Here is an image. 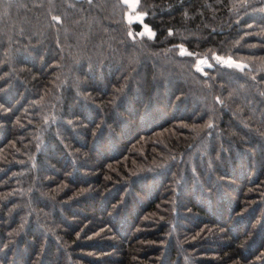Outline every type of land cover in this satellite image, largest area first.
Segmentation results:
<instances>
[{
    "label": "trees",
    "instance_id": "obj_1",
    "mask_svg": "<svg viewBox=\"0 0 264 264\" xmlns=\"http://www.w3.org/2000/svg\"><path fill=\"white\" fill-rule=\"evenodd\" d=\"M135 13L0 0V264H264V0Z\"/></svg>",
    "mask_w": 264,
    "mask_h": 264
},
{
    "label": "snow or ice",
    "instance_id": "obj_2",
    "mask_svg": "<svg viewBox=\"0 0 264 264\" xmlns=\"http://www.w3.org/2000/svg\"><path fill=\"white\" fill-rule=\"evenodd\" d=\"M123 2H124V4L128 5L133 10L137 9L139 6V0H123ZM143 15L144 14H140V15L133 17L132 14H129L128 15L129 24L132 23L133 19L142 20ZM53 19L59 20L60 18L59 17H53ZM148 33H149V35H154V33H152L150 29H148ZM128 35L132 36L133 33L129 32ZM141 35H143V33H141ZM216 58H217V60L222 61L223 63L227 64L230 67L234 66V67L239 68L241 70H243V68H244V65L232 60L230 57L227 59H224L223 57L217 56ZM200 70L202 71V69H200Z\"/></svg>",
    "mask_w": 264,
    "mask_h": 264
},
{
    "label": "rangeland",
    "instance_id": "obj_3",
    "mask_svg": "<svg viewBox=\"0 0 264 264\" xmlns=\"http://www.w3.org/2000/svg\"><path fill=\"white\" fill-rule=\"evenodd\" d=\"M130 8V7H129ZM130 11L133 13V14H136L135 13V10H133V9H131L130 8ZM223 64H225V63H223ZM207 65H209V62L206 60V59H204V60H200V62H199V66H200V68H204L205 66H207ZM227 65V64H226Z\"/></svg>",
    "mask_w": 264,
    "mask_h": 264
}]
</instances>
